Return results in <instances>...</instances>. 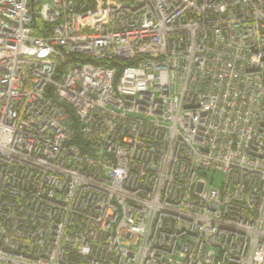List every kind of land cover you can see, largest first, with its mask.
<instances>
[{"label": "built area", "instance_id": "1", "mask_svg": "<svg viewBox=\"0 0 264 264\" xmlns=\"http://www.w3.org/2000/svg\"><path fill=\"white\" fill-rule=\"evenodd\" d=\"M30 5L0 0V264H264V0Z\"/></svg>", "mask_w": 264, "mask_h": 264}, {"label": "trees", "instance_id": "2", "mask_svg": "<svg viewBox=\"0 0 264 264\" xmlns=\"http://www.w3.org/2000/svg\"><path fill=\"white\" fill-rule=\"evenodd\" d=\"M36 22H37V29L35 30L36 34H40L41 33V28H42V24L41 22L38 20V18L36 17ZM64 69V67H63ZM53 102L56 103L57 105H59L60 107H62L68 114L69 119L71 121V124H73L75 127H78V120L76 115L74 114L73 109L65 102H60L56 99H54L53 97ZM75 143L78 144L80 147L82 146V141L79 139V136H76L75 139Z\"/></svg>", "mask_w": 264, "mask_h": 264}, {"label": "rangeland", "instance_id": "3", "mask_svg": "<svg viewBox=\"0 0 264 264\" xmlns=\"http://www.w3.org/2000/svg\"><path fill=\"white\" fill-rule=\"evenodd\" d=\"M202 176L205 178L207 186H219L223 178L222 172L211 170Z\"/></svg>", "mask_w": 264, "mask_h": 264}, {"label": "water", "instance_id": "4", "mask_svg": "<svg viewBox=\"0 0 264 264\" xmlns=\"http://www.w3.org/2000/svg\"><path fill=\"white\" fill-rule=\"evenodd\" d=\"M33 1H34V0H31V5H30V8H31V9L33 8ZM32 27H35V24H34V23L32 24Z\"/></svg>", "mask_w": 264, "mask_h": 264}]
</instances>
